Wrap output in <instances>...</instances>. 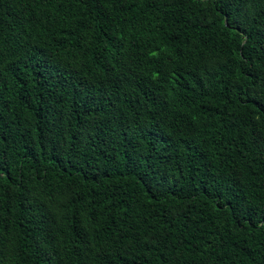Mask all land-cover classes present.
Listing matches in <instances>:
<instances>
[{
  "label": "trees",
  "instance_id": "trees-1",
  "mask_svg": "<svg viewBox=\"0 0 264 264\" xmlns=\"http://www.w3.org/2000/svg\"><path fill=\"white\" fill-rule=\"evenodd\" d=\"M0 264H264V0H0Z\"/></svg>",
  "mask_w": 264,
  "mask_h": 264
}]
</instances>
